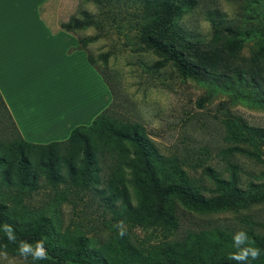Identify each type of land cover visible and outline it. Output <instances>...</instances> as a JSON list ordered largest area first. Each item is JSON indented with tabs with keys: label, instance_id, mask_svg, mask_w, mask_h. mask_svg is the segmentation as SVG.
<instances>
[{
	"label": "trees",
	"instance_id": "trees-1",
	"mask_svg": "<svg viewBox=\"0 0 264 264\" xmlns=\"http://www.w3.org/2000/svg\"><path fill=\"white\" fill-rule=\"evenodd\" d=\"M86 1L106 12L117 11L121 17L116 23L119 29L134 33L139 44L162 56L164 63H171L182 76L206 87L208 92L221 90L232 98H244L246 94H242L240 88L247 87L263 101L264 0H233L236 4L240 1L243 6L232 18H226L217 9H208L210 38L207 41L185 34L176 27L185 11L196 5L195 0ZM96 24L90 16L83 21L72 18L61 23L60 30L74 34ZM250 41L256 42L257 51L244 60L242 50ZM78 43V49L87 53L81 47L85 46L81 38ZM87 58L112 95L110 106L89 126L73 128L65 141L40 145L21 139L0 97V104L16 134L15 137L11 135L13 138L7 143L0 139V166H7L16 159L21 188H25L33 167H39L50 187L55 189L64 185L83 194L101 184L100 173L105 171L101 194L109 195L105 206L111 210L113 222L123 221L133 228L158 229L164 234L163 240L155 246L137 248L123 235L116 241L119 246L112 257H100L88 251L85 237L76 236L69 250L55 252L53 243L57 235L51 218L40 215L26 224L17 225L10 220L7 206L0 202V252L16 255L21 240L32 245L43 240L49 258L35 261L36 264H237L228 259L230 253L240 250L233 245V235L219 229L188 233L173 242L167 240L166 236L178 229L175 203L200 213L240 211L264 202V184L250 183L246 189H241L234 176L219 178L208 168L207 173L213 181L212 196L206 198L187 188L181 180L180 170L159 158L148 146L140 124L116 118L113 109L115 91L95 61L88 54ZM256 136L264 146V132ZM63 169L66 177H62ZM37 187L35 176L30 188ZM115 205L119 207L112 208ZM6 224L14 230L15 243L8 239ZM245 232L249 241H254L251 246L261 250L258 259L249 257L246 264H264V238L251 230ZM59 243L66 246L68 239L62 236Z\"/></svg>",
	"mask_w": 264,
	"mask_h": 264
},
{
	"label": "rangeland",
	"instance_id": "rangeland-1",
	"mask_svg": "<svg viewBox=\"0 0 264 264\" xmlns=\"http://www.w3.org/2000/svg\"><path fill=\"white\" fill-rule=\"evenodd\" d=\"M195 3L177 20L176 27L204 41L210 38L208 9H217L232 18L243 6L233 0ZM44 12L53 30L72 18L83 21L90 16L97 21L74 35L83 40L85 46L81 47L110 81L115 91L116 118L140 124L148 146L180 170L187 188L206 198L212 196L213 181L208 168L219 178L234 176L241 189L250 183L264 184V146L256 136L264 132V99L261 101L256 92L241 87L244 98H232L221 90L208 92L206 87L182 76L171 63H164L162 56L139 44L134 33L119 29L116 23L121 17L117 11L106 12L86 0H52ZM256 51V42H247L243 59H249ZM11 135L16 136L15 130L0 104V139L7 143L12 140ZM15 160L0 166V202L7 206L10 220L23 225L40 215L49 217L57 235L55 252L69 250L73 238L83 236L88 251L112 257L119 246L116 241L120 240V229L105 206L109 195L101 194L106 172L100 173L101 184L83 194L64 185L50 187L41 169L33 167L25 188H21V173ZM61 174L66 177V170ZM35 176L38 187L31 189ZM175 209L178 229L166 236L172 242L205 229H219L229 235L251 230L264 238V202L240 211L200 213L179 203H175ZM122 227L128 242L137 248L155 246L163 240L164 234L158 229L133 228L129 224ZM62 236L68 239V245L59 243ZM0 264L36 262L31 256L25 259L19 253L0 252Z\"/></svg>",
	"mask_w": 264,
	"mask_h": 264
},
{
	"label": "crops",
	"instance_id": "crops-1",
	"mask_svg": "<svg viewBox=\"0 0 264 264\" xmlns=\"http://www.w3.org/2000/svg\"><path fill=\"white\" fill-rule=\"evenodd\" d=\"M52 0H0V97L21 139L45 145L89 126L113 101L78 38L53 30Z\"/></svg>",
	"mask_w": 264,
	"mask_h": 264
},
{
	"label": "clouds",
	"instance_id": "clouds-1",
	"mask_svg": "<svg viewBox=\"0 0 264 264\" xmlns=\"http://www.w3.org/2000/svg\"><path fill=\"white\" fill-rule=\"evenodd\" d=\"M122 225H123V221L118 222V224L116 225V227L120 229L119 231L120 236H123L125 234ZM5 232L8 236V239L11 242L15 243L16 236L14 234V230L12 229V227L6 224ZM245 244H249V246L241 247L242 245ZM251 244H254V241H249V237L245 231L241 230L235 233L233 235V245L234 247L240 250L238 252L230 253L228 259L237 261V264H246L249 257H251L252 260L258 259L261 250L257 247L251 246ZM18 252L20 256H22L25 259L31 256L33 261L46 260L49 258V254L43 240L37 241L35 245H32L27 241L21 240L19 242Z\"/></svg>",
	"mask_w": 264,
	"mask_h": 264
}]
</instances>
